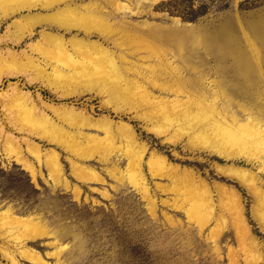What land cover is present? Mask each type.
I'll return each mask as SVG.
<instances>
[{"label":"rangeland","instance_id":"1","mask_svg":"<svg viewBox=\"0 0 264 264\" xmlns=\"http://www.w3.org/2000/svg\"><path fill=\"white\" fill-rule=\"evenodd\" d=\"M87 1L91 4H102L108 9H112L110 5L116 1H125L129 6L126 13L127 21L122 27L113 29L111 34L113 39L111 49L114 51L116 63L122 69L125 66L134 68L157 78L163 87L174 86L182 100L187 99V95L194 94L198 99L214 103L217 110L228 119L241 122L257 119L264 123V0H76L73 9ZM187 6L189 7L187 11L197 12L195 18L182 16ZM64 7V4L56 5L52 8L54 10L51 9L52 11L48 13L39 6L34 14H52ZM68 16L73 21L83 24L81 16L76 11L69 10ZM17 18L19 16L4 22L0 27V33L4 34L6 27ZM114 21L115 19L110 22L99 21L91 27L93 26L98 35L102 33L105 35L109 33V25ZM176 21L197 31L200 36L199 47H194L195 42L191 35L178 32L176 26L173 27ZM14 29L16 28H12ZM40 30V27L36 28L35 38L39 37ZM153 30L168 40L151 41L154 36L151 32ZM65 37L68 39L70 35L66 34ZM79 38H83V35L80 34ZM92 39L98 40L96 37ZM29 41L25 39L20 47L15 48L21 50ZM181 57H184L185 62ZM7 66L2 68L0 65L2 69H6ZM10 67L14 66L8 68ZM46 71L52 75L51 68H47ZM24 74L13 78L1 76L0 96H5L3 91L8 89L9 83L16 82L22 92H29L41 109L45 108L47 101L50 105H73L77 109L87 110L88 114L96 118L107 116L116 122L128 123L134 128L138 140L146 144L150 152L157 151L172 164L193 169L211 186L218 182L236 189L243 206V216L257 243L255 245L254 241L244 239V242L236 239L238 237L234 224L229 214L222 210L223 201L225 204L227 199L221 196L220 199L217 193L214 194V198L217 209L221 210L216 211V217L221 215V220H218L220 228L215 224L216 221H213L210 223L211 226L200 230L196 222L179 209L188 204L187 200L174 193H162L155 186L156 181L167 183L169 187L175 186L171 181L152 178L147 174V181L149 180L150 184L148 186L155 198L153 207L127 181L118 183L110 178L104 171L105 165L95 160L86 162L101 171L107 180L105 184H91L98 189L106 190L108 197H104L88 184L79 183L71 177L66 158L68 154L61 147L32 137L31 139H36L35 142L43 149L54 148L59 153L61 151L64 176L71 185L76 184L80 187L81 192L77 197L70 188L66 189L49 178L44 167L43 177L33 181L31 175L16 162V157L8 156L0 146V210L10 207L21 216H39L45 229L64 248L60 257L64 264H264V230L252 210L255 204L253 196L240 183L220 175L217 171V164L225 166L229 161L213 157L205 151L201 153L188 148L186 142L194 139L190 136L182 140L178 138L170 140L171 137L167 133L162 136L155 135L142 122L140 114L129 110L117 114L102 105L101 97L94 92L85 91L83 95L61 96V92L74 89V84H77L78 80L76 77L74 79L73 75L68 78L70 83L68 79L66 83L62 82L64 86L60 87L61 91L53 92L43 86L38 78L30 80L29 77L34 75L30 71L27 73L24 71ZM56 74L53 72L52 76L56 77ZM80 79L82 80L81 77ZM82 81L75 84L76 87L88 88V82ZM10 95H7L10 98L5 96V100L0 97V101H3L0 102V129L2 133L15 137L26 136L24 132H18L16 126H24L27 129L30 124L28 119L23 120L19 117L17 112L19 107ZM169 97L173 98L172 95ZM8 98L12 101H7ZM118 104L129 108L127 103ZM46 112L51 115V112ZM10 120L18 122L19 126ZM20 120L24 122L20 123ZM171 141H176L177 144ZM114 146L118 154L125 148L122 142H117ZM240 164L244 165H239L241 167L251 168L249 165ZM124 165L125 159H121L120 166ZM260 178L264 188V175L260 174ZM176 185L179 186L178 183ZM166 200L170 203L164 204ZM230 204L232 205V202ZM52 239L44 238L31 242L29 247L46 256L52 252L53 247L48 245V241ZM17 259L20 260L18 256ZM48 259L55 261L54 258ZM1 261L3 264H9L3 258ZM21 262L29 264L23 260Z\"/></svg>","mask_w":264,"mask_h":264},{"label":"bare ground","instance_id":"2","mask_svg":"<svg viewBox=\"0 0 264 264\" xmlns=\"http://www.w3.org/2000/svg\"><path fill=\"white\" fill-rule=\"evenodd\" d=\"M74 3L76 0H0V27L4 22L19 16L6 27L4 34L0 33V65L2 68L5 65H8L7 68L14 66L8 69L0 67V77L13 78L24 74V71L26 73L30 71L34 74L29 75L30 80L38 78L43 86L57 92L61 91L60 87L64 86L62 84L66 83L70 75H73L74 79L76 77L78 80L77 84L84 82L82 80L87 81L88 88L79 89L73 80L72 84H76L74 89L70 88L71 84L69 87L71 90L61 92V96L83 95L85 91L94 92L101 97L102 105L117 114L124 113L126 110L140 114L142 122L157 136L167 133L171 137L170 140L175 138L182 140L187 136L194 138L186 142L188 148L201 153L205 151L213 157L229 161L230 164L225 166L216 165L218 173L237 181L251 193L255 202L253 213L264 230V188L260 178V174L264 175V123L257 119L242 122L228 119L217 110L214 103L210 104L204 99H198L194 94L193 96L189 94L186 96L187 99L182 100L174 86L163 87L157 78L134 68L125 66L122 69L116 63L114 51L111 49L113 45L111 34L113 29L122 27V24L127 21L126 13L129 6L125 1H116L115 4L110 5L112 9H108L102 4H91L87 1L80 6L76 5L73 9ZM62 4L65 5L64 8L58 9V7V10L55 9L56 12L53 11L55 13L48 14L54 10L52 9L54 6ZM39 6L48 13L34 14ZM69 10L76 11L81 16L83 24L73 21L68 16ZM113 19L115 21L113 24H108L110 31L105 35H102V32V36L98 35L92 28L96 22H110ZM178 23L176 21L173 27L176 26L178 32L191 35L195 42L194 47H199L200 36L197 31ZM37 27L41 30L38 33L39 37L35 38ZM12 28L16 29L12 30ZM151 32L154 34L151 40L153 42L168 40L156 30ZM66 34L70 35L68 39L65 37ZM80 34L83 38H79ZM93 37L98 40L92 39ZM25 39L30 40L25 48L16 49L15 47H20ZM181 58L185 62L184 57ZM47 68H51L52 75L56 72V77L50 76V73L46 71ZM166 72L169 73L168 70ZM171 88L173 90H170ZM28 93L22 92L16 82L9 83L8 89L3 91L5 96L11 94L12 100L14 99L13 101H16L19 107V110L15 108L19 112V117L23 120L28 119L30 125L27 124V129L23 126L25 123L22 124L23 127L16 126L18 132H24L26 135L21 137L4 134L0 129V146L8 156L16 157V162L31 175L33 181L43 177L42 167H44L49 178H52L56 184L66 189L70 188L77 197L81 192L78 185H71L64 176L61 151L59 153L54 148L43 149L39 143L35 142L36 139H31L35 137L61 147L68 154L66 158L70 166V175L79 183L89 186L106 183L103 173L90 163H86L95 160L105 165L104 171L110 178L118 183L127 181L153 207L155 198L148 186L150 184H148L149 180L147 181V174L152 178L166 179L175 183V186L169 187L167 183L156 181L155 186L162 193H174L187 200L188 204L179 209L189 219L194 220L200 230L208 227L213 221H216L215 224L219 226L218 220H221V215L216 217V211L221 210L217 209L214 198V194L217 193V196L227 199L228 203L225 201L224 204L223 201L222 210L229 214L234 224L235 234L238 237L236 239L254 241L255 245L257 244L243 216L239 193L233 187L218 182L211 186L193 169L172 164L157 151L150 152L146 144L138 140L134 128L128 123L116 122L107 116L96 118L88 114L87 110L77 109L73 105H50L47 101L46 104L43 103L45 108L41 109ZM171 95L173 98L169 97ZM4 97H2L3 100H5ZM9 98L6 100H11ZM118 103H127L129 108H124V105ZM46 111L51 112V115ZM18 115L16 114L17 117ZM16 124L18 125V122ZM117 142L125 144L120 154L114 149ZM171 142L177 144L176 141ZM121 159H125L124 167L120 166ZM240 163L249 165L251 168L241 167L244 165ZM177 183L179 186L176 185ZM91 188L102 196L108 197L106 190L94 186ZM163 203L170 202L166 200ZM44 238H53L48 241V245L53 247L52 252L46 256L29 247V243ZM0 241V264H3L2 258L9 264H25L21 262L22 260L29 264H64L60 260L64 248L45 229L39 216H21L10 207L1 209ZM48 258H54L55 261H50Z\"/></svg>","mask_w":264,"mask_h":264},{"label":"trees","instance_id":"3","mask_svg":"<svg viewBox=\"0 0 264 264\" xmlns=\"http://www.w3.org/2000/svg\"><path fill=\"white\" fill-rule=\"evenodd\" d=\"M173 2V1H172ZM171 3V2H170ZM169 3V4H170ZM188 6H187V9L185 10L184 14H182L183 17H186V18H190V19H193L197 16V12H192V11H187L188 10Z\"/></svg>","mask_w":264,"mask_h":264}]
</instances>
